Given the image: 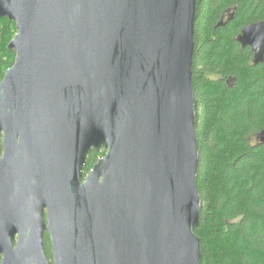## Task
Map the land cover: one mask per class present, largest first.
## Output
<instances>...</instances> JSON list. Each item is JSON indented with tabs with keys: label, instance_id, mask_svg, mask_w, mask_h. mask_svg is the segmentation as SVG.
Wrapping results in <instances>:
<instances>
[{
	"label": "water",
	"instance_id": "water-1",
	"mask_svg": "<svg viewBox=\"0 0 264 264\" xmlns=\"http://www.w3.org/2000/svg\"><path fill=\"white\" fill-rule=\"evenodd\" d=\"M195 4L0 0V264H50L45 234L51 264H201ZM237 41L262 62L264 20Z\"/></svg>",
	"mask_w": 264,
	"mask_h": 264
},
{
	"label": "trees",
	"instance_id": "trees-1",
	"mask_svg": "<svg viewBox=\"0 0 264 264\" xmlns=\"http://www.w3.org/2000/svg\"><path fill=\"white\" fill-rule=\"evenodd\" d=\"M233 19L219 26L221 14ZM264 19V0H196L192 88L198 153L201 264H264V143L247 137L264 129V64L250 66L235 41L244 25ZM14 23L0 19V80L14 61L7 49ZM234 78L229 87L226 81ZM91 150L83 174L97 162ZM44 251L51 264L47 235Z\"/></svg>",
	"mask_w": 264,
	"mask_h": 264
},
{
	"label": "flooded vegetation",
	"instance_id": "flooded-vegetation-1",
	"mask_svg": "<svg viewBox=\"0 0 264 264\" xmlns=\"http://www.w3.org/2000/svg\"><path fill=\"white\" fill-rule=\"evenodd\" d=\"M233 19V10H226L225 12H223L222 14H221V18H220V22H219V24H221L220 26H225V24L226 23H228L229 21H231ZM264 19H261V20H259V21H257V22H253V23H251V24H255V23H258V22H261V21H263ZM251 24H247V25H244V26H242L241 28H240V31L236 34V36H235V41H236V43L239 45V47L241 48V49H246V50H248L249 51V53H250V55H249V59L247 60L248 61V63H249V65L250 66H257V65H261V64H264V55H263V61L262 62H259V63H257V64H254V59H255V57H254V52H253V50H252V47H250V46H242L238 41H237V38H238V36L240 35V33H241V30H242V28H244L245 26H248V25H251ZM226 84L229 86V87H232L233 86V84H234V78L233 77H230L227 81H226ZM262 130H264V129H262ZM262 130H260L259 132H256V133H253V134H251V135H249L248 137H247V145H248V147H254V146H257V145H260V144H262L258 139H257V136L259 135V133L262 131ZM264 143V142H263ZM101 155L99 156V158L100 157H102L103 155H104V153L103 152H99Z\"/></svg>",
	"mask_w": 264,
	"mask_h": 264
},
{
	"label": "rangeland",
	"instance_id": "rangeland-1",
	"mask_svg": "<svg viewBox=\"0 0 264 264\" xmlns=\"http://www.w3.org/2000/svg\"><path fill=\"white\" fill-rule=\"evenodd\" d=\"M15 34H16V29H15ZM15 34H14V36H15ZM14 36H13V38H14ZM13 38H12V39H13ZM12 39H11V40H12ZM11 40H10V41H11ZM10 41H9V42H10ZM8 44H9V43H8ZM7 46H8V45H7ZM6 70H7V69H6ZM6 70H5V71H6Z\"/></svg>",
	"mask_w": 264,
	"mask_h": 264
}]
</instances>
